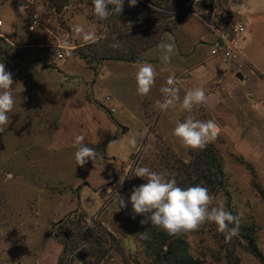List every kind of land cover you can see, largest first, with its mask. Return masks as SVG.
<instances>
[{"label":"rangeland","instance_id":"1","mask_svg":"<svg viewBox=\"0 0 264 264\" xmlns=\"http://www.w3.org/2000/svg\"><path fill=\"white\" fill-rule=\"evenodd\" d=\"M220 2L137 0L135 6H130L129 0H124L120 14L112 11L106 20H98L92 0H0V62L13 74L11 90L16 102L9 113L11 123L0 133V241L28 233L38 223V231L48 227L54 237L61 235L64 251L59 264H153L137 237L120 227L132 215L131 190L146 183L133 176L134 171L148 167L166 178L182 179L177 172L180 163L189 164L193 151L199 149L185 147L172 134L177 122L190 114L201 120L214 118L205 104L196 106L192 113L184 110L181 102L185 93L181 89L180 101L167 110L156 108L155 101L164 99L160 88L166 86L172 71L160 78L162 71L157 69L154 86L141 97L136 90L135 65L146 62L160 68L161 42L175 46L173 56L178 44L190 48L196 42V56L206 59L213 44L206 34L214 35L207 21L215 16L224 29L232 22ZM113 8L109 5L110 11ZM35 20L37 24H33ZM77 25L94 33L96 41L85 44L74 32ZM64 39L72 46V54L62 62L58 54L63 53L60 44ZM145 58H150L149 62ZM212 65H217L216 61L201 68L204 76L200 85L207 83V70ZM248 66L242 72H247ZM238 91L245 95L253 92L256 103L264 98V88L251 79L238 85ZM226 96L231 102L237 100L233 95ZM54 97L93 100L111 115L118 100L129 112L137 106L143 125L129 115L126 138H135L136 146L129 148L135 153L128 164L119 166L113 184L102 191L103 210L95 217L78 211L62 224L49 225L51 219L59 220V204L45 194L37 208L33 198L43 191V184L52 185L55 179L71 182L78 168L73 162L75 152L55 142L63 102L54 101ZM108 97L111 102L106 101ZM232 104L218 107L222 112L220 122L215 121L219 134L208 144L220 157L226 175L223 189L211 193L212 206L223 201L228 211L239 216L238 234L227 241L214 223H206L198 231L177 238L188 243L190 253L201 264H264V109L251 110L243 101V114L248 119L241 118V124H237L231 116L240 117V112L232 110ZM110 150L121 148L112 145ZM121 156L130 160L131 154L125 149ZM121 197L127 204L124 208H120ZM95 207L91 204L89 211ZM87 232L94 234L92 239L79 238L82 234L87 237ZM63 234H68L70 240ZM251 242L257 245L261 257L255 256Z\"/></svg>","mask_w":264,"mask_h":264},{"label":"crops","instance_id":"2","mask_svg":"<svg viewBox=\"0 0 264 264\" xmlns=\"http://www.w3.org/2000/svg\"><path fill=\"white\" fill-rule=\"evenodd\" d=\"M236 4H243L245 7L233 10ZM220 7L230 18L229 21L240 20L247 23V34L242 41V49L249 65L246 68L247 72L233 73L225 66L222 68L220 64L222 62L211 58L210 54L206 59L196 56L194 46L196 42L193 46L190 45V48L178 44V52L175 51L176 55L171 56L170 63L165 64L162 61L160 68H155L160 71L161 68L166 67L167 70L162 72L160 78H165V74L172 71L170 77L175 80L176 86L186 93L188 89L201 86L199 82L204 76L200 74L201 68L205 64L211 65L216 61L217 65H212L207 70L208 80L203 86L207 96L205 106L211 111L214 120L220 122L222 112L221 110L218 112V107L235 103V105L232 104V110L240 112V117L234 114L231 119L241 124V118L242 120L248 119L247 115L243 114L246 111V106H242L243 101L248 102L247 108L251 110L264 109V98L260 103H256L253 100V92L249 91L245 95L238 91V85L250 79L264 88V0H221ZM206 35L211 44L216 42L215 35H211L210 32ZM145 59L149 62L150 58ZM139 65L137 63L135 66L139 67ZM234 89H236L235 92ZM226 95H233L237 100L231 102ZM60 99L62 98H53L54 101ZM62 102L63 113L58 118L55 142L66 151L75 152L74 140L77 136L83 135L84 143L96 150L97 157L93 162L89 160L83 167L77 165L73 159L78 168L71 182L65 183L55 179L52 185L43 184V191L40 190V193L38 192L33 198L37 208L39 207L38 202H41L45 194L48 200L59 204L58 211H61L58 215L59 220L55 221L53 218L48 222L49 225L58 223L78 211L85 212L89 217H95L103 210L105 202L102 191L113 184L117 179L119 166L128 164L135 153L130 150L131 146L126 138L129 133V115L133 116L140 126L143 125V118L139 115L137 106L136 110L132 111L133 113L129 112L127 106H125L126 111L123 112L124 104L119 103L118 100H116L118 112L115 106L116 111L112 115L107 113L103 105L98 106L93 100L63 98ZM112 145H119L121 150H110ZM125 149L128 150V154H131L130 160L121 156ZM93 203L96 207L91 212L89 206ZM38 218L37 215V222ZM39 229L40 225L37 223L34 230L28 233H17L11 239L0 241V264H59L64 251L63 245L58 238L51 235V232L47 230L48 227H44L42 231H38Z\"/></svg>","mask_w":264,"mask_h":264},{"label":"clouds","instance_id":"3","mask_svg":"<svg viewBox=\"0 0 264 264\" xmlns=\"http://www.w3.org/2000/svg\"><path fill=\"white\" fill-rule=\"evenodd\" d=\"M136 3L137 0H129L130 6H135ZM123 4L124 0H92L93 13L98 20H106L112 11L120 14ZM109 5L114 6L111 11ZM243 7H245L243 4H236L233 10ZM74 32L85 44L96 41L95 34L85 31L82 25L75 26ZM60 47L63 50L60 59H63L64 54L68 56L72 54V46L67 39L62 40ZM158 47L163 52L162 61L165 64L170 63L175 46L161 42ZM166 70V67L160 69L162 72ZM156 76L157 71L154 65L141 63L135 73L137 94L141 97L147 96L155 84ZM13 84V74L6 70L3 62H0V133H3L11 123L9 113L16 103L11 90ZM160 92L164 99L163 101L156 100L154 104L159 110H167L174 102L180 101L179 88L171 77L167 79L166 86L160 88ZM206 100V92L201 85L186 91L181 107L192 113L196 106L205 104ZM172 134L179 138L185 147L203 149L209 142L217 139L219 126L213 119L201 120L190 114L183 122H177ZM128 143L135 147V138L129 139ZM73 147L76 148L74 159L81 167L89 160L93 162L97 157L96 150L84 143L83 135L75 138ZM133 176L146 181V183L133 187L130 195L133 213L144 217L140 220L141 225L150 222L152 226L160 228L168 235H180L198 231L206 223H214L217 231L224 234L227 241L238 234L239 216L228 211L223 201L212 206L213 196L208 188L201 185L181 187L174 178H166L165 174L148 167L136 168ZM126 206L124 198L121 197L120 208Z\"/></svg>","mask_w":264,"mask_h":264},{"label":"trees","instance_id":"4","mask_svg":"<svg viewBox=\"0 0 264 264\" xmlns=\"http://www.w3.org/2000/svg\"><path fill=\"white\" fill-rule=\"evenodd\" d=\"M192 157L193 159L189 164L180 163L181 167L177 169V172L183 178L177 180V184L181 187L201 185L208 188L209 192L213 194L223 189L226 175L221 159L214 147L207 144L202 150L199 149L198 152L193 151ZM130 212L132 215L128 216L125 223H120V227L123 232L137 237L153 264H201V261L194 258L190 253L189 245L184 239L177 238V235H168L160 228L152 226L150 222L141 225L140 220L144 219V217L133 214L132 210ZM73 215L70 214L59 223H64V221ZM133 215H135L134 219ZM99 226L107 235L112 236L105 228L101 225ZM87 233V237H85V234H82L79 238L92 239L94 234ZM63 235L65 239L70 240L68 234ZM56 237L60 239L61 235ZM98 238L101 241L100 236ZM251 243L255 256L261 257L257 245L254 242Z\"/></svg>","mask_w":264,"mask_h":264},{"label":"built area","instance_id":"5","mask_svg":"<svg viewBox=\"0 0 264 264\" xmlns=\"http://www.w3.org/2000/svg\"><path fill=\"white\" fill-rule=\"evenodd\" d=\"M215 16L211 20L207 21V25L211 31H213L217 40L211 45L210 57L219 59L225 68L233 73H240L248 64L243 49L242 41L247 34V23L243 21H233L228 29H224ZM35 20L33 24H37ZM3 22L0 21V27ZM33 29V26L30 28ZM62 53L58 54V59L65 62L68 55L64 54L63 59H60ZM107 102H111V99L106 98ZM115 109H111V113H115Z\"/></svg>","mask_w":264,"mask_h":264},{"label":"water","instance_id":"6","mask_svg":"<svg viewBox=\"0 0 264 264\" xmlns=\"http://www.w3.org/2000/svg\"><path fill=\"white\" fill-rule=\"evenodd\" d=\"M239 78H242V76H238Z\"/></svg>","mask_w":264,"mask_h":264}]
</instances>
